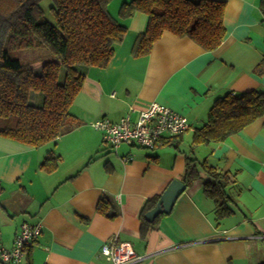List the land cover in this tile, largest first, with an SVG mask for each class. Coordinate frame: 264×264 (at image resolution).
Returning a JSON list of instances; mask_svg holds the SVG:
<instances>
[{
	"label": "crops",
	"instance_id": "0c3cea01",
	"mask_svg": "<svg viewBox=\"0 0 264 264\" xmlns=\"http://www.w3.org/2000/svg\"><path fill=\"white\" fill-rule=\"evenodd\" d=\"M215 1L225 3L226 33L214 51L164 32L150 54L133 57L147 21L135 12L121 21L126 34L109 65L82 71L70 108L78 121L72 131L37 148L0 137V247L11 249L26 222L40 223L42 231L22 264H110L99 255L110 237L131 245L141 257L136 264H264V114L223 143L191 146L216 98L264 92L260 0ZM38 101L31 93L30 103ZM153 102L182 114L190 128L151 150L121 145L114 151L91 126L104 118L118 123L129 107L134 120ZM47 154L60 158L51 173L39 168ZM185 156L232 175V214L217 224L213 203L202 193L206 174L200 171L190 186L182 181ZM173 180L185 191L141 238L145 203L160 198ZM101 197L113 219L96 213Z\"/></svg>",
	"mask_w": 264,
	"mask_h": 264
},
{
	"label": "trees",
	"instance_id": "16d2710c",
	"mask_svg": "<svg viewBox=\"0 0 264 264\" xmlns=\"http://www.w3.org/2000/svg\"><path fill=\"white\" fill-rule=\"evenodd\" d=\"M41 1L0 0V137L33 148L78 125L70 108L84 81L82 71L106 68L127 30L110 15L111 0H51L54 25L44 20ZM224 8V2L215 0H127L119 8V18L127 20L135 12L147 18L134 41L133 57L150 54L164 32L187 38L210 52L221 45L226 33ZM260 10L264 15V0H260ZM25 50L37 52L24 61L11 55ZM31 93L39 98L36 104L30 103ZM263 114L264 92L227 93L214 100L206 122L193 131L191 146L223 143ZM59 161L54 154H47L39 168L51 173ZM200 171L208 177L202 193L213 203L217 224L232 214L233 201L227 189L234 180L205 161L185 156L182 181L186 186L199 179ZM3 190L0 185V194ZM158 200H148L142 209L141 238L154 226L143 216ZM95 211L108 219L115 216L105 197L97 202Z\"/></svg>",
	"mask_w": 264,
	"mask_h": 264
},
{
	"label": "built area",
	"instance_id": "2783aa9c",
	"mask_svg": "<svg viewBox=\"0 0 264 264\" xmlns=\"http://www.w3.org/2000/svg\"><path fill=\"white\" fill-rule=\"evenodd\" d=\"M129 107L118 123L107 119L96 120L91 126L102 133L103 143L114 151L121 145L154 149L162 145L165 137H175L186 132L190 125L180 113L159 103H150L137 111L134 120ZM129 158L123 159L124 161ZM40 223H22L15 236L13 247H0V264H22L26 250L40 236ZM99 255L110 264H136L141 260L129 243H118L116 237H110L100 248Z\"/></svg>",
	"mask_w": 264,
	"mask_h": 264
},
{
	"label": "water",
	"instance_id": "95a60500",
	"mask_svg": "<svg viewBox=\"0 0 264 264\" xmlns=\"http://www.w3.org/2000/svg\"><path fill=\"white\" fill-rule=\"evenodd\" d=\"M185 185L178 180H173L160 196L155 207L148 211L144 218L151 223L157 216L169 214L177 198L185 191Z\"/></svg>",
	"mask_w": 264,
	"mask_h": 264
},
{
	"label": "rangeland",
	"instance_id": "374dc122",
	"mask_svg": "<svg viewBox=\"0 0 264 264\" xmlns=\"http://www.w3.org/2000/svg\"><path fill=\"white\" fill-rule=\"evenodd\" d=\"M125 1H127V0H111L109 5H108V11H109L110 15L113 18H115L116 20H118L120 23H122L121 21H124V20H121L119 18V8H120L121 4L123 2H125ZM39 6H40V8L43 11L44 20H46L50 24L54 25L55 21H54V18L52 16V14H51V11H50V9L52 8L51 0H42L39 3ZM36 52H37V50L16 51V52H12L11 55H12V57H14V58H16L18 60H23L24 61V60L30 59V57L32 55H34ZM79 69H80V67H79ZM36 70L39 71V64L36 66ZM40 97H41V95H40Z\"/></svg>",
	"mask_w": 264,
	"mask_h": 264
}]
</instances>
